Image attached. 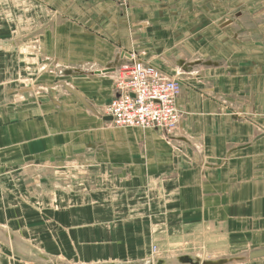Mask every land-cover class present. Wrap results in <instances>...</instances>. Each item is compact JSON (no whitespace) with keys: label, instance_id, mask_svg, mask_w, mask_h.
Here are the masks:
<instances>
[{"label":"crops","instance_id":"crops-1","mask_svg":"<svg viewBox=\"0 0 264 264\" xmlns=\"http://www.w3.org/2000/svg\"><path fill=\"white\" fill-rule=\"evenodd\" d=\"M0 16V264L264 261V0H0ZM131 59L180 80L171 136L101 113Z\"/></svg>","mask_w":264,"mask_h":264},{"label":"built area","instance_id":"built-area-1","mask_svg":"<svg viewBox=\"0 0 264 264\" xmlns=\"http://www.w3.org/2000/svg\"><path fill=\"white\" fill-rule=\"evenodd\" d=\"M114 91L115 97L101 107L112 127L155 129L169 136L177 130L181 118L176 106L181 93L179 79L151 64L131 59L117 68ZM152 252L156 253L155 247ZM155 259L152 257L151 262Z\"/></svg>","mask_w":264,"mask_h":264},{"label":"rangeland","instance_id":"rangeland-1","mask_svg":"<svg viewBox=\"0 0 264 264\" xmlns=\"http://www.w3.org/2000/svg\"><path fill=\"white\" fill-rule=\"evenodd\" d=\"M0 20H4L1 16H0ZM2 23V22H1ZM34 48H40V45L39 46H36V47H34ZM36 52H38V50H36ZM25 86V85H24ZM44 89L45 88H39V90L40 91H44ZM48 92H50L49 91V89L47 88L46 89ZM105 106V105H104ZM196 250H199V251H196ZM196 250H194L193 248H188L186 251L187 252H190L191 254L192 253H195V254H197V255H201V256H204V260L206 259V260H208V259H212V258H217V257H224L223 255L224 254H228V253H217V252H205L204 254H202V253H200L201 251H200V248H197ZM173 252H171V253H169V252H165L163 255H162V253H157V254H154V258H158V256H164V257H161V259H173V258H175V256H173V257H169V256H172L173 254H172ZM177 253H179V252H177ZM194 254V255H195ZM232 254V253H231ZM175 255V254H174ZM225 255V256H226ZM230 255V254H229ZM192 256H193V254H192ZM196 257V256H195ZM160 258V257H159ZM197 258H199V257H197ZM201 259V258H200ZM201 261V260H200ZM261 261V262H260ZM260 261H256L255 263L254 262H252V263H244V264H264V261H262V260H260Z\"/></svg>","mask_w":264,"mask_h":264},{"label":"water","instance_id":"water-1","mask_svg":"<svg viewBox=\"0 0 264 264\" xmlns=\"http://www.w3.org/2000/svg\"><path fill=\"white\" fill-rule=\"evenodd\" d=\"M263 256H264V250L252 255V257L255 258L263 257ZM152 264H201V261L199 258L195 256L184 254L177 256L173 259H155ZM202 264H210V263L204 262Z\"/></svg>","mask_w":264,"mask_h":264},{"label":"bare ground","instance_id":"bare-ground-1","mask_svg":"<svg viewBox=\"0 0 264 264\" xmlns=\"http://www.w3.org/2000/svg\"><path fill=\"white\" fill-rule=\"evenodd\" d=\"M34 46H35V44H34ZM44 92H45V90H44Z\"/></svg>","mask_w":264,"mask_h":264}]
</instances>
